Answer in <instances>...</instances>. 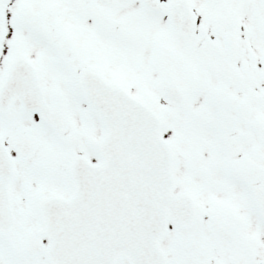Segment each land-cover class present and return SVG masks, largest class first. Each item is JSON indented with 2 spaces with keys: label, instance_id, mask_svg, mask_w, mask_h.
I'll return each instance as SVG.
<instances>
[{
  "label": "snow or ice",
  "instance_id": "obj_1",
  "mask_svg": "<svg viewBox=\"0 0 264 264\" xmlns=\"http://www.w3.org/2000/svg\"><path fill=\"white\" fill-rule=\"evenodd\" d=\"M0 264H264V0H0Z\"/></svg>",
  "mask_w": 264,
  "mask_h": 264
}]
</instances>
